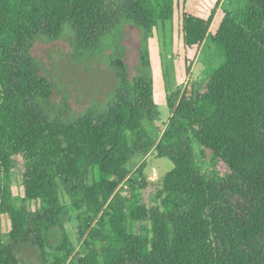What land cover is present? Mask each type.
Segmentation results:
<instances>
[{"label":"trees","instance_id":"16d2710c","mask_svg":"<svg viewBox=\"0 0 264 264\" xmlns=\"http://www.w3.org/2000/svg\"><path fill=\"white\" fill-rule=\"evenodd\" d=\"M224 2L182 0L188 82L168 100L155 141L144 125L160 114L154 80L130 78L122 44L128 26L146 42L173 19L176 0H0V264H20L25 245L42 264H264V0L236 12ZM66 34L83 59L113 54L119 87L98 110L63 112L33 54L38 41ZM208 41L223 63L200 91L193 71ZM141 63L151 65L146 45ZM152 154L173 169L147 200ZM33 202L41 208L29 210ZM67 207L79 245L63 222Z\"/></svg>","mask_w":264,"mask_h":264},{"label":"rangeland","instance_id":"374dc122","mask_svg":"<svg viewBox=\"0 0 264 264\" xmlns=\"http://www.w3.org/2000/svg\"><path fill=\"white\" fill-rule=\"evenodd\" d=\"M181 4L182 0H176L173 19L164 24L161 23L146 42L135 27L128 26V38L122 44L125 47L122 50L130 78L146 71L154 80L155 100L159 105L160 114L157 121H147L144 125L155 141L160 139L169 119L171 107L168 100L177 92L179 86L188 82L183 56ZM242 5L243 0H225L223 8L236 12ZM68 36L66 34L55 42L38 41L33 48V54L44 64V74L49 77L54 87L53 98L62 106L63 112L81 114L90 109L98 110L99 107H104L108 103L111 95L119 87V78L110 64L113 54L108 51L100 57L88 55L86 59H83L75 52ZM145 45L151 59V65L146 70L141 66V50ZM118 55L122 56V54ZM222 63L218 47L210 41L206 42L193 71V79L200 91L206 87L212 72ZM196 156L203 170L212 171L214 165L205 159L199 147L196 148ZM172 169L173 163L169 159L157 158L155 154L148 158L147 200L152 199L162 188L163 178ZM98 172L96 169V173ZM22 182L23 174L19 168H15L13 191L16 196H24ZM119 193L122 198H128L130 195L128 186L124 185ZM28 208L36 211L41 208V205L33 202L28 205ZM7 222V218L3 217L2 228L5 234L9 227ZM63 222L71 241L79 245L76 238L79 223L73 208H66ZM148 227L150 228V225ZM136 231L141 232V225ZM50 252L52 256L57 255L55 252ZM18 256L20 264H42L38 250L32 246H22Z\"/></svg>","mask_w":264,"mask_h":264}]
</instances>
